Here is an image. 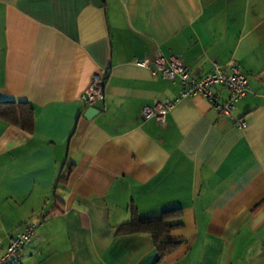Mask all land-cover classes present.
Returning <instances> with one entry per match:
<instances>
[{"label":"crops","instance_id":"1","mask_svg":"<svg viewBox=\"0 0 264 264\" xmlns=\"http://www.w3.org/2000/svg\"><path fill=\"white\" fill-rule=\"evenodd\" d=\"M158 53L195 76L237 63L245 125L202 95L144 118L178 96L135 63ZM96 72L104 98L86 118ZM0 99L35 115L32 133L0 119L1 251L39 222L16 264H152L149 234H116L131 207L182 209L169 237L183 242L157 264H264V0H0Z\"/></svg>","mask_w":264,"mask_h":264},{"label":"built area","instance_id":"2","mask_svg":"<svg viewBox=\"0 0 264 264\" xmlns=\"http://www.w3.org/2000/svg\"><path fill=\"white\" fill-rule=\"evenodd\" d=\"M135 63L148 67L153 75L160 74L179 83L176 100L166 99L153 105L142 106L141 113L144 118L155 117L158 122L163 123L168 111L177 100L193 95H202L210 100L212 106L220 114L230 117L238 127L245 125V121L236 117L233 110L236 102L251 89L246 74L237 63H229L224 66L218 62H212L210 68L200 76L193 75L181 59L166 57L161 53L156 54L152 60L148 58L135 59ZM104 81L105 74L94 73L89 86L82 94V98L87 104L93 105L96 101L103 100ZM217 86L226 89L227 96L224 100L218 99V93L215 90ZM38 224L37 221H27L19 230L8 235L6 246L2 251L0 247V264H16L18 262L21 249L30 241Z\"/></svg>","mask_w":264,"mask_h":264},{"label":"trees","instance_id":"3","mask_svg":"<svg viewBox=\"0 0 264 264\" xmlns=\"http://www.w3.org/2000/svg\"><path fill=\"white\" fill-rule=\"evenodd\" d=\"M34 108L26 100L0 99V119L17 126L28 133L34 128ZM129 219L116 228L117 235L147 233L150 235L157 256L152 264H157L165 256L172 253L183 242L172 239L169 233L172 229L182 226V209H165L158 215L140 217L136 209H129Z\"/></svg>","mask_w":264,"mask_h":264},{"label":"water","instance_id":"4","mask_svg":"<svg viewBox=\"0 0 264 264\" xmlns=\"http://www.w3.org/2000/svg\"><path fill=\"white\" fill-rule=\"evenodd\" d=\"M97 112H98V109L95 106L89 105L84 111V117L91 118L94 115V113H97Z\"/></svg>","mask_w":264,"mask_h":264}]
</instances>
